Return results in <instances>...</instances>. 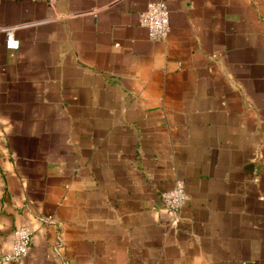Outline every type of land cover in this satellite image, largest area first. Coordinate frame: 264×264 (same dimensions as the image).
<instances>
[{
  "label": "crops",
  "instance_id": "crops-1",
  "mask_svg": "<svg viewBox=\"0 0 264 264\" xmlns=\"http://www.w3.org/2000/svg\"><path fill=\"white\" fill-rule=\"evenodd\" d=\"M151 1L0 0V264H264V0Z\"/></svg>",
  "mask_w": 264,
  "mask_h": 264
},
{
  "label": "built area",
  "instance_id": "built-area-1",
  "mask_svg": "<svg viewBox=\"0 0 264 264\" xmlns=\"http://www.w3.org/2000/svg\"><path fill=\"white\" fill-rule=\"evenodd\" d=\"M138 23L147 29L150 40H166L170 32V24L169 11L165 1L156 0L149 2L145 9L139 12ZM4 44L8 49L19 48V40L11 31L6 33ZM160 197L163 205L172 214L173 222H177L187 200L184 181L181 179L176 180L171 188L161 192ZM31 240L32 232L28 226L16 227L12 232L11 250L1 254L0 261L20 262L26 257Z\"/></svg>",
  "mask_w": 264,
  "mask_h": 264
}]
</instances>
